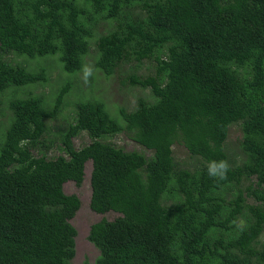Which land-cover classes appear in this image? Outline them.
Returning <instances> with one entry per match:
<instances>
[{
  "label": "trees",
  "instance_id": "16d2710c",
  "mask_svg": "<svg viewBox=\"0 0 264 264\" xmlns=\"http://www.w3.org/2000/svg\"><path fill=\"white\" fill-rule=\"evenodd\" d=\"M56 70L54 92H34ZM106 84L151 94L111 114ZM6 106L0 264H72L82 203L64 186L88 163L89 208L119 215L89 227L99 254L84 264H264V0H0L1 119ZM122 124L151 156L102 141Z\"/></svg>",
  "mask_w": 264,
  "mask_h": 264
},
{
  "label": "rangeland",
  "instance_id": "374dc122",
  "mask_svg": "<svg viewBox=\"0 0 264 264\" xmlns=\"http://www.w3.org/2000/svg\"><path fill=\"white\" fill-rule=\"evenodd\" d=\"M13 59H14V62L22 61L20 57H14ZM122 67H125V65ZM57 76H58V70H56V72L52 75V81L49 82L48 84L43 83L42 85L40 84L34 85L33 87L34 92L43 91L45 94L54 92L53 89L56 88V85H57V82H56ZM78 81L82 82V79L78 78ZM99 82H102V81L100 80ZM82 84L86 86L85 83H82ZM81 87H84V86L81 85ZM27 90H28L27 88L22 89V92H26ZM118 92H119L118 89H112V87L109 84H106V88L104 89L103 92L101 90L100 94L98 92H96L95 94L97 96L102 97L107 102V106L111 114L117 113L118 108L121 106L128 107L129 109H131L132 107L136 106L138 98L140 97L148 98L149 94H151L149 89H145L142 91L138 88L133 89L132 91L127 92V93H121V92L118 93ZM68 114H71V110L67 107L65 110L62 111L59 117L61 119H65V117ZM10 116L11 114L8 113L7 106H6L5 117L2 119L0 118V120L2 122L7 123ZM42 123H43L44 133L42 134V143L41 145H39V149L41 150V152L49 155V153L53 152L52 149L56 148L54 144L56 142L57 137L54 133L50 131L51 127L54 128V126H52L54 121L46 118V119H42ZM125 126H126L125 124H122V127L124 128L122 132H119L111 137L103 138L102 141L104 142L110 141L113 144L117 145L118 147L128 152L137 151V152L145 154L146 156H151L152 155L151 151L145 149L143 146L134 142L130 138V136L127 134V130L125 129ZM238 135H239V129L235 126L232 127L230 130V134L228 136V142L232 145L233 143H236L238 139ZM84 140L85 139L82 137L80 139L75 140V145L79 147V145ZM58 142L61 143L60 138ZM173 150H174L175 156L180 157L182 159L187 157L188 152L184 147L175 146ZM91 171H92V165L91 163H88L86 165L85 178L83 182L81 183V185L76 186V184L67 183L64 186V191L66 194L77 195L82 203V207L80 211L77 213L75 218L71 221V223L75 226L77 230V235L75 238V256L72 261V264H84L85 262H94L96 260L99 253L97 249L88 241L89 227L92 224L97 223L104 217H106L107 220H113L119 215L115 213L106 214V215H98L89 208L92 189H91V185L88 180V177Z\"/></svg>",
  "mask_w": 264,
  "mask_h": 264
},
{
  "label": "clouds",
  "instance_id": "9594fccd",
  "mask_svg": "<svg viewBox=\"0 0 264 264\" xmlns=\"http://www.w3.org/2000/svg\"><path fill=\"white\" fill-rule=\"evenodd\" d=\"M82 79L83 82L87 85L90 82V78L94 74V66L89 64L82 65ZM230 170V164L227 160H211L207 164V172L210 178H212L215 182L224 181L227 179V174ZM235 223V221L233 222ZM243 225L241 222L240 226Z\"/></svg>",
  "mask_w": 264,
  "mask_h": 264
}]
</instances>
